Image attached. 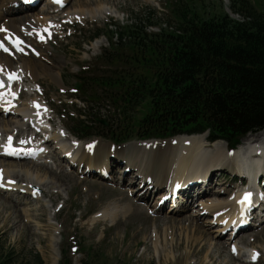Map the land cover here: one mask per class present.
I'll return each mask as SVG.
<instances>
[{
    "label": "rangeland",
    "instance_id": "1",
    "mask_svg": "<svg viewBox=\"0 0 264 264\" xmlns=\"http://www.w3.org/2000/svg\"><path fill=\"white\" fill-rule=\"evenodd\" d=\"M24 1L21 0L22 3L15 4L12 8L15 9V12L8 5V17L12 20L15 18L14 22H22L28 19L40 21L37 18L40 16L42 31L41 37H35L34 43L32 42V45H30L31 48L27 49L28 52L17 54L18 57H14L15 68L19 71V74H21V71L25 75L26 73L20 67L21 63L25 61L34 63L35 61V63H43L53 71L49 69H46V71L42 70L41 73L38 72L39 75L35 76V79L27 77V75L23 76L22 81L9 89L12 90L13 99H16L18 95L21 98L20 100H14V106L20 108L21 106L23 107V104L33 105L32 102L38 101L40 103L38 105L45 114L53 119L54 130L52 132L44 131V133L41 131L40 136L37 138V136H34L37 133L36 126L30 123H23L22 121V123H14V121H19L17 116H11L14 118L10 120L12 122L10 128L15 129L14 135H17L16 139L19 142L30 144L34 148V145L36 147L44 146L48 151H51L50 154L41 156L39 161L48 164L50 168L58 173L63 172L66 176L65 179L69 182L64 186L61 184L62 186H59L61 188L52 189V193L57 195L56 198H53L54 203H52L51 198L41 197L39 191L36 197L32 196V198L24 202L23 198L28 197L27 192L25 194L18 191L10 196L6 193H0V262L5 257L6 260L2 264H39L37 257L40 256L43 264H54L55 260H57L56 264H59L64 255H66V257L72 259V264H164L169 262L170 264H176L174 261H181L182 259L175 258L173 252L174 255L188 253L190 248L198 251L196 245L207 249L204 240L197 242L195 246L189 245L187 238L189 236L191 239L193 235H188L187 231H182L180 224L182 222L180 219L185 218L187 221L190 219L198 221L199 226L202 225L204 227L199 229L198 233H196L197 236L203 235V231L206 230L219 243L218 249H225V257L221 258L223 259L221 262H227V257L234 254L239 257L235 264H264V207H260V204H258L257 208L263 209L258 211L255 209L252 213L254 216L258 215V219L249 223L247 231L243 230L244 232L258 231L256 235L253 236L249 233L245 235L247 238L242 239L241 242L239 239L232 241L230 237L232 234L231 229L220 235V232H215L218 224L204 223V220H211V217L215 218L214 215L209 214L199 217L198 214H193L201 211L200 204L203 202L201 197L194 199L193 202L197 205L191 207L190 203V206L186 207L181 213L178 211L181 207L187 206L186 198L191 195V191H189V185L191 186V184L183 185L188 187L186 189L188 191H184L180 200L181 205H177L176 202L169 204L166 202L167 199L164 200V203L159 200L160 211L153 213L150 208L154 205L160 189L154 188L155 184L152 178L147 179L151 183L147 181L143 183H147L148 187H150V194L144 199L146 201L139 200L141 196L136 195L138 193L136 188H138L137 186L142 180L138 175L135 178L136 182L130 179L134 170L124 169L127 161L126 157L115 159L120 164V167L116 165L114 171L111 170L105 178H101L100 174L103 176L105 172L101 171L100 168H82L83 173L79 174L73 170L75 168H72L71 164L67 163V159L59 158L54 154V150L59 147L58 139H56L58 135H62L66 139V144L75 142L68 131V129L70 131L73 130L74 127L71 114L76 108L73 104L77 103L80 108L86 109V114L88 115L96 114L95 119H99V121L108 120L110 111L108 110L107 112L106 108L100 107L98 110L94 106L90 105L88 107L87 104L76 100L75 97H79L80 94L75 92L74 87L78 81L76 75L79 74L83 67L91 69L89 71L91 72L90 75H96L99 72L96 69L99 64L98 58L102 56L103 50L114 49L111 40L113 42H117V40L116 36H111L110 30L115 31L119 28H126L140 20L147 22L151 18L153 27L148 26L147 31L158 33L163 29L176 28L178 24L176 17L179 10H190L196 12L204 19H209L228 13L229 2L227 3L225 0H99L86 6L83 3L84 0H70L64 8L55 11L54 2H52L53 6L51 7V4L48 3L49 0H40L39 4L32 8L26 5ZM250 2L255 9L264 12V0H250ZM114 12L118 13L116 17L111 15ZM41 13L44 14L42 15ZM73 13H84L87 18L77 17L78 19H74L75 14ZM230 13L232 12L230 11ZM31 14H34V16ZM24 15H29V17L25 19L18 18ZM93 15H102L103 17H91ZM232 18L236 20L243 19L240 15H235ZM98 29L104 31V35L98 39L91 40L94 32H97ZM37 40H40V42H36ZM96 43H99L98 48L94 47ZM49 72L54 73L56 79L47 75ZM89 72L86 69L83 71L85 74H89ZM62 105L67 106L62 107ZM5 119L9 121L10 118L7 119L5 117ZM6 124L4 122V127L8 128ZM28 124H30V127H27ZM45 125L48 126L46 123ZM5 128L1 127L0 132L6 135ZM98 134H102V136H92L82 142L108 143L110 148H114L116 152H121L125 147V149H128L134 143L147 142L140 138H132L123 143V145H117L110 140V134L103 136V131L101 130L98 131ZM45 135L48 139L46 143ZM259 136L264 137V129L242 137L239 141V146L250 139L256 141ZM204 139L206 138L204 137ZM153 140L165 141L169 139ZM173 140L166 141V143H171ZM223 144L225 143L223 142ZM202 146H204V151L208 152L205 153L203 151L202 154L208 158L212 154L213 148L212 146H206L204 142H202ZM225 146L228 145L226 144ZM241 148H244V146ZM98 152L96 148L88 151L92 156L97 155L93 160L99 159ZM193 152L195 154V151H191L190 155L185 157V168L181 169L180 166L179 173L176 171L177 175L188 177L195 174L189 170V166L196 165L193 161L195 157H199V154L194 157ZM110 159L114 158L110 157ZM13 161L3 160V162H0V168L7 169L11 176L13 173H16L15 176L19 174L21 164L29 163L17 162L21 160ZM232 161L233 158L231 159ZM11 162L15 165L10 166L12 165ZM19 164L20 166H18ZM32 165L30 164V166ZM30 166L24 165L27 168ZM176 166L174 168L179 169V165ZM234 171L236 173L232 172V168L228 166L223 170L217 171L222 176L217 178V172L214 174V182L205 189L207 192L209 189V196L207 197L217 202H226V200L229 201L233 198L236 191L244 190L242 185L245 186L247 184L248 186L249 178L245 179L239 175V171ZM51 175L41 171L38 172L37 177H34L38 183H47L50 181ZM124 175L126 177L123 180L122 177ZM120 178L121 180L119 181ZM216 179L220 180L217 181ZM89 182H97L105 187L107 192L95 189ZM61 183L64 182L61 181ZM194 183L196 184L197 181H194ZM51 185L56 186V182L53 180ZM19 186H21L20 189H23V184H19ZM221 187L223 189L220 191ZM68 188L70 189L69 191ZM42 189H46V187L43 186ZM261 189L264 188L261 187ZM132 190L135 191L131 192ZM224 190L226 193L221 194ZM162 191H165L170 198L173 192L171 183L170 185L166 184ZM155 192L158 193L154 194ZM260 201L264 202V195L260 197ZM7 203H11L13 207L3 210L2 206L7 205ZM42 205L47 209V212H45L46 222L44 223L47 228L39 229L35 227L34 231V226L44 222L38 218L39 214L42 213L38 207ZM173 206L179 209L174 210ZM106 208L109 212L108 216L104 215ZM98 213H103V215L100 214L96 218ZM115 213L118 214L117 220L112 219ZM19 214L21 216L24 215L25 218L21 219ZM129 216L133 218H129ZM26 221L31 222V224L26 225ZM174 221L177 222L175 225L172 223ZM187 221H184V223L188 224ZM156 227H158L159 233ZM206 235L208 236V234ZM155 236L157 241L155 240V248L153 249L151 244L154 242ZM157 244L160 245L159 249ZM237 246L239 250L233 248ZM253 248L260 255L258 262L249 259ZM204 251L198 256H195L197 252L194 251V256L191 257L190 263L203 264L202 260L205 257L206 250L204 249ZM208 252L214 254L211 250ZM165 256H169L168 261L165 260ZM207 257L206 259H208Z\"/></svg>",
    "mask_w": 264,
    "mask_h": 264
},
{
    "label": "trees",
    "instance_id": "2",
    "mask_svg": "<svg viewBox=\"0 0 264 264\" xmlns=\"http://www.w3.org/2000/svg\"><path fill=\"white\" fill-rule=\"evenodd\" d=\"M229 8L243 19L179 10L175 29L148 32L149 18L110 30L114 49L103 50L96 75L82 68L74 87L75 99L106 108L108 120L75 103L71 133L84 140L101 130L117 144L208 133L211 143L234 148L264 129V12L250 0H229ZM102 35L98 29L91 40ZM59 264L72 259L64 255Z\"/></svg>",
    "mask_w": 264,
    "mask_h": 264
},
{
    "label": "bare ground",
    "instance_id": "3",
    "mask_svg": "<svg viewBox=\"0 0 264 264\" xmlns=\"http://www.w3.org/2000/svg\"><path fill=\"white\" fill-rule=\"evenodd\" d=\"M20 1L21 0H0V29H7V31L0 30L1 31L0 36H2L0 37V41H3L6 44V46L10 47V51L13 54V56L10 55L9 53L5 51V49L0 47V75H4V76L16 75L18 77L17 83L22 81L23 76L25 77L27 75V77H30V78L32 77L35 79V76L39 75L38 72L41 73L42 70L46 71V69H49L50 71H53L50 67L44 65L43 63H38V62L35 63V61L34 63L26 62L25 60H24L25 62L21 63L20 65V67L26 73L25 75L22 74L21 71H20L21 74H19V71L16 70L15 68L13 59L14 57H18V55L16 54V52L12 51L11 44L10 43L7 44L6 40L8 38L12 39V45H13L15 44L13 37L17 36L21 38L22 41L26 43L27 45H32V42L34 43L35 41V37H41L40 35L42 31L41 30L42 28L40 26L41 25L40 21L42 20L40 16L37 17L39 18L40 21L28 19L22 22H14L13 21L15 19L14 17H13L14 18L13 20L8 17V12H7L8 10L7 7H9L8 5H10L12 9L15 6V4H20ZM62 1H65V0H62ZM96 1H99V0H84L83 3L87 6V5H91L92 3H95ZM54 4L56 7L55 11H57L58 8L56 5V2H54ZM50 6L52 7L53 4H51ZM12 11L15 12V9H12ZM41 14L43 15L44 13H41ZM73 14H75L74 19L87 18V15L84 13H73ZM31 15L34 16V14H31ZM111 15L116 17L118 13L114 12ZM97 16L101 17L102 15H93L91 17L95 18ZM27 17H29V15L20 16L18 18L25 19ZM38 41L40 42V40H37L36 42ZM94 47L98 48L99 43H96ZM15 50H18V49H15ZM47 75L56 79V77L54 76V73L49 72ZM11 92L12 91L9 89L2 90L0 92V125H2L1 127L5 128L4 127V122H5L7 123L6 125L8 126V128H5L4 130L7 132L6 135L5 133L0 132V162H3V160L9 161V159L7 158H9L8 154L10 151H8L7 146L9 145V141H12L14 139V136L17 137V135H14L15 129L10 128V124L12 123L10 120L14 118L11 116H15V114H17V117H19L18 119L19 121H14V123L16 124L22 123L23 119L21 117H24V120H26L27 122L33 123L35 126L39 127L40 124L42 123V121L39 118V115L45 113L42 109L38 111L33 107V105H29V104L28 105L23 104V107L21 106L20 108L17 106L13 107L12 106L13 95ZM36 103L39 104L37 101L32 102V104H36ZM4 105H8L9 108H11V110H14V115L12 113L5 115L3 112ZM44 115L47 116L46 114ZM5 117H7V119L10 118L9 121H6ZM49 120L52 123L54 122L53 119L50 117H49ZM41 126L43 127L44 131L45 129H47L46 125H41ZM27 127H30V125L28 124ZM204 137L206 139H204ZM56 139H58V144L61 148H63L66 145V139H64L62 135L60 136L58 135ZM172 139L174 140L171 143L169 142L166 143V141H169ZM172 139L165 140V141H155V142L147 141V142H141V143H134L128 149H125L126 148L125 147L123 148V150H121V152H116L114 148H110V145H108V143L106 144L102 142L86 143V142H81L78 139L74 138L75 142L71 145H72V149L73 147L75 148V156L68 158L69 161L67 160V163L68 164L70 163L71 165H73V167L75 168L73 170H75V172H78L79 174H81V172L83 171L82 168H85V169L100 168L101 171L105 172V175L103 176L102 174H100L101 178H105L106 175H108L111 170L114 171L116 169V165L117 167H120V164L117 163L115 159L126 157L127 161L124 166V169L134 170L130 179L135 180L136 182L135 178L137 175H139L142 180L139 182L140 187L137 186L138 188H136V190L139 193V194L137 193L136 195L141 196V199L139 200H144L150 194V191H149L150 187H148L147 183L145 184L143 183L147 181V179L152 178L155 184L154 188L158 190L160 189V193L158 194L155 203L153 202L154 205H152L150 208V210H152L153 213H157L160 211L159 200H162L167 197L165 191H162L164 186L166 187V184L170 185L171 183V186H175L177 183L178 184L182 183L183 185H185L186 183L189 184L190 182L197 181L196 184H194L192 187H189L190 188L189 191H191V195L186 198L187 206L181 207L180 209L173 207L174 210L179 209L178 211L181 213L183 210H185L186 207L190 206V203H191V207L197 205L193 201L195 198L201 197L203 199V202L200 204L201 211L198 213L197 212L193 213V214L195 215L198 214L199 217H203L209 214L215 215V217H217L216 221L212 217H211V220H204L205 224H211V225L213 223L218 224L215 232H220L222 234L223 232L228 231V229H231V233L233 232L231 234L232 237L230 236L232 241L239 239L240 242L242 241V239L247 238L245 235L249 233L252 234L253 236L256 235L258 231H255V230H251L249 232H244L243 230H239L235 234L234 230L236 227L234 226H237L238 224H240L241 226L246 225L251 220L250 215H247V218H246V215L242 214L243 205L241 204L240 201L244 197L243 195L244 193L246 192L253 193V196L255 195L257 199L256 204H260L259 205L260 207H264L263 204L259 203L260 197H262V195L257 194L256 193L257 190L254 189L257 187V180L260 178V174H256V172L259 169H261V165H263L264 163V158L260 159L259 157L256 156L257 152H259L261 150V147L264 145V137L262 138V136H259L257 137L256 141H254V139H250L245 144L237 147L235 150H231L230 147L225 146L226 143L224 142L225 144H223V141H217L215 143L208 142L207 134L193 135V136H178ZM202 142H204L206 146H212L213 148L211 151L212 154H210L208 158H206L205 155L202 154L204 151V148H203L204 146H202ZM242 146H244V148H241ZM11 147H18L20 149H25V152L27 153H24L23 156L25 157V155H29L30 161H17V162H29V163L21 164L20 171H19V174H17V176H15L16 173H13V175L11 176L7 169L0 168V176L5 178L4 185L0 186V191L6 193L9 196L14 195V193L18 191L24 192V193L27 192L28 197L23 198V202L28 201L30 198H32V194L34 193V191L36 192L35 196H37L38 191H39L41 197L44 196L47 198H51L52 203H54L53 198H56L57 195L52 193V189L62 186L61 184H63L64 186L66 185V183L69 182L67 179H65L66 176L63 174V172L58 173L52 168H50L48 164H44L36 160L37 156H35V152L36 150H39L42 146L33 148L31 145L19 142L15 138L14 141L11 142ZM95 148L99 151L98 160H93V158H96L97 155L92 156V154L88 153V151L92 149L95 150ZM191 151H195V154L193 152L194 157L197 154H199V157L198 158L195 157L193 161L196 165H193L192 167L189 166L190 167L189 170L193 171L195 174L188 176V177H185V176L182 177L180 175H177L176 171L179 173L180 166H181V169L185 168V157L190 155ZM47 153L50 154V151H48ZM59 153H63V152L59 149ZM205 153H208V152H205ZM110 157H113L114 159H110ZM77 158H79V160L76 161ZM183 158H184V162H183ZM232 158H233V161L231 162ZM13 162H16V161H13ZM13 164L14 163H12V165L10 166H13ZM30 164H33V165L30 166ZM24 165H27L30 167L27 168V167H24ZM176 165L177 166L179 165V169L174 168V166ZM18 166H20V164ZM18 166H15V167H18ZM227 166L232 168V172L236 173V171L234 170L239 171L238 173H240L239 175L241 177L245 178L242 175V173L245 176H247L249 178L250 184H249L248 190H245L247 189L246 187L244 190L236 191L234 193L233 198L230 199L229 201L226 200V202H217L216 200H212L209 197H207L209 196L208 195L209 189H208V192L205 191V189L208 188V186L211 185L212 182H214V179H215L213 178L214 174L217 171L225 169V167ZM263 169L261 171L264 172ZM41 171H45L55 176L51 175V179L47 183H38L35 180L36 178L34 176L37 177L38 172H41ZM216 174L219 175V176L218 175L216 176L217 178L221 176V173L219 174L217 172ZM146 175H149V176H146ZM125 177L126 175H124L122 179L124 180ZM53 180L54 182H56V186L51 185V182ZM120 180L121 178L119 179V181ZM216 180L219 181L220 179L219 180L216 179ZM61 181H63L64 183H61ZM89 183L95 189L104 190V191L106 190L105 187L99 185L97 182H89ZM19 184H23V187H22L23 189H20L21 186H19ZM43 186L46 187V189H42ZM222 189L223 187H221L220 191ZM69 190L70 189L68 188V191ZM185 190L186 189L180 190L179 199L176 202L177 205H181L180 200ZM134 191L135 190H132L131 192H134ZM261 192H264V190ZM224 193H226L225 190L221 192V194H224ZM167 203L171 204L172 202H169L168 200ZM12 207L13 205L11 203H7V205L2 206L3 210L10 209ZM38 208H39V211H42V213L39 214L38 218L42 219L44 222L40 223L39 225L34 226V229H33L34 231H35V227L39 229L47 228V226L44 224L46 222L45 212H47V209L43 207V205L39 206ZM107 210L108 209L106 208L105 214H104L106 216L109 215V212ZM100 214L103 215V213H98L96 218H98ZM19 216L21 217V219L25 218L24 215L21 216L19 214ZM117 218H118V214L115 213L112 219L117 220ZM129 218H133V217L129 216ZM183 220L187 221L185 218L180 219V221H182L180 222L182 226L181 230L183 229L182 231H187L188 235H193L191 239L189 238V236L187 238L189 240L188 241L189 245L195 246L197 242L204 240L205 245L207 246V249L202 246L196 245L198 248V251L194 248L193 250L190 248L188 249V253L185 252L179 255H174V252H173V256L175 258L182 259L181 261L180 260L174 261L176 264H186V263L191 264L190 259L191 257L194 256V251L197 252L195 256H198L205 252L204 249L206 250V254L202 260L203 264H221V263L235 264V262L237 261L239 257L235 256L234 254L233 255L231 254L227 257L228 258L227 262H221V260H223L221 258L225 257V252H224L225 249L224 248L218 249L219 243H217L214 240V237H212L206 230L203 231V235L201 236L196 235V233H198L200 228H204L202 225L199 226L198 221L190 219L189 221H187L188 222L187 224L186 222L184 223ZM234 222L236 223L234 224ZM172 223L173 225H175V223L177 222L174 221ZM30 224L31 222L26 221V225H30ZM156 228H157V232L159 233L158 227ZM206 234H208V236ZM155 240L157 241L156 236L154 237V242L151 244L153 249L155 248ZM158 247L160 248L159 244H157V248ZM234 248L239 250L238 246ZM207 250L213 251L214 254H211V252L209 253ZM256 253H257V250L253 248L249 259L251 260L253 258V255ZM206 257L208 259H206ZM168 258L169 256H165L166 261L169 260ZM56 263H57V260L54 261V264ZM164 264H170V262L164 263Z\"/></svg>",
    "mask_w": 264,
    "mask_h": 264
},
{
    "label": "snow or ice",
    "instance_id": "4",
    "mask_svg": "<svg viewBox=\"0 0 264 264\" xmlns=\"http://www.w3.org/2000/svg\"><path fill=\"white\" fill-rule=\"evenodd\" d=\"M57 2H60V0H57ZM0 30L7 31V29H0ZM0 47H3L2 42H0ZM5 51H7V49H5ZM7 147L9 149V151H11L13 154H16V150L11 147V141H9V145ZM89 147H91V146H89ZM250 197H251V193L250 192L249 193H245L243 199L241 200V204L242 205L248 204L250 206L251 205ZM257 255H258V253L254 254L253 255V259H256Z\"/></svg>",
    "mask_w": 264,
    "mask_h": 264
}]
</instances>
